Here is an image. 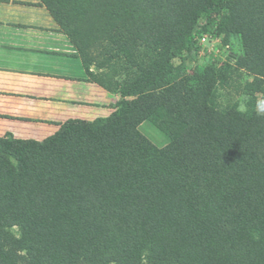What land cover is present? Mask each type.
Instances as JSON below:
<instances>
[{"label": "trees", "instance_id": "1", "mask_svg": "<svg viewBox=\"0 0 264 264\" xmlns=\"http://www.w3.org/2000/svg\"><path fill=\"white\" fill-rule=\"evenodd\" d=\"M41 2L91 81L105 85L90 13L115 47L108 60L133 69L107 116L70 119L43 140L0 136V264H264V116L214 105L217 67L174 63L201 17L220 15L221 33L244 36L238 64L264 98V0ZM147 120L166 145L141 132Z\"/></svg>", "mask_w": 264, "mask_h": 264}, {"label": "crops", "instance_id": "2", "mask_svg": "<svg viewBox=\"0 0 264 264\" xmlns=\"http://www.w3.org/2000/svg\"><path fill=\"white\" fill-rule=\"evenodd\" d=\"M94 84L41 0H0V136L43 140L70 119L105 114L89 103Z\"/></svg>", "mask_w": 264, "mask_h": 264}, {"label": "rangeland", "instance_id": "3", "mask_svg": "<svg viewBox=\"0 0 264 264\" xmlns=\"http://www.w3.org/2000/svg\"><path fill=\"white\" fill-rule=\"evenodd\" d=\"M219 20L220 15L216 14L202 16L194 30L195 46L191 51L176 57L174 63L181 67L183 74H192L210 65L217 67L221 71V79L213 99L214 105L219 109L236 107L233 100L246 94L250 97L247 113H251L255 109L256 100L261 96L250 89L255 79L254 75L238 64L239 57L245 52L244 36L239 32L230 35L221 33L218 29ZM85 24L87 37L90 36L92 39L89 51L97 61L105 64L101 69L93 65L94 72L96 75L100 74L99 79L105 85H100V87L95 84L91 85L93 95L89 102L92 105V111L97 110L93 107L96 105L106 107V110L102 112L105 114L98 113L99 117H103L111 112V104L121 98V95L116 92V82L123 81L133 66L122 57L108 60L114 53L115 47L108 38L106 26H103L99 13H90L85 19ZM202 34L207 36L206 41H201ZM146 52L145 46L138 45L134 48V55L138 59H144ZM230 55L236 57L231 60ZM178 77L179 72L171 78L177 79ZM92 116H97V114H92ZM140 130L157 146L162 147L169 141L167 135L161 132L151 120L143 122ZM12 230L16 235L20 234L18 227Z\"/></svg>", "mask_w": 264, "mask_h": 264}, {"label": "clouds", "instance_id": "4", "mask_svg": "<svg viewBox=\"0 0 264 264\" xmlns=\"http://www.w3.org/2000/svg\"><path fill=\"white\" fill-rule=\"evenodd\" d=\"M235 111L240 114H246L249 111L250 97L242 94L233 100ZM255 112L258 116H264V98H258L255 102Z\"/></svg>", "mask_w": 264, "mask_h": 264}, {"label": "built area", "instance_id": "5", "mask_svg": "<svg viewBox=\"0 0 264 264\" xmlns=\"http://www.w3.org/2000/svg\"><path fill=\"white\" fill-rule=\"evenodd\" d=\"M201 36H202L201 37V41H206L207 40V36L205 34H202Z\"/></svg>", "mask_w": 264, "mask_h": 264}]
</instances>
